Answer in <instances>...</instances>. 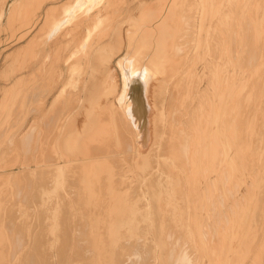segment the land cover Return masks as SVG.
Here are the masks:
<instances>
[{
	"label": "rangeland",
	"instance_id": "1",
	"mask_svg": "<svg viewBox=\"0 0 264 264\" xmlns=\"http://www.w3.org/2000/svg\"><path fill=\"white\" fill-rule=\"evenodd\" d=\"M22 1L0 2V264H35L39 251L50 259L38 263L62 264L58 257L65 247L71 261L63 264H89L87 258H75L91 253L92 243L96 257L105 255L94 263L109 264L112 214L131 210L134 219L121 228L128 254L134 253L126 255V264H220L227 245L233 246L230 264H251L256 255L264 256V0H231L234 10L230 0H33L30 10L22 9ZM45 3H52L48 11ZM16 13L27 16L17 27ZM3 35L10 43L3 45ZM28 35L31 52L15 54L14 38ZM42 66L53 73L16 74ZM128 74L145 107L139 121L124 115L120 101ZM224 88L231 90V99L224 104L222 127L231 139L236 174L221 161L220 137L212 130V99ZM92 116L96 122L90 131ZM113 206L129 207L112 213ZM245 206V232L234 239ZM157 216L165 230L163 247L153 234L151 220ZM66 219L71 228L65 227ZM197 232L212 249L202 262ZM145 255L150 260L142 262Z\"/></svg>",
	"mask_w": 264,
	"mask_h": 264
},
{
	"label": "bare ground",
	"instance_id": "2",
	"mask_svg": "<svg viewBox=\"0 0 264 264\" xmlns=\"http://www.w3.org/2000/svg\"><path fill=\"white\" fill-rule=\"evenodd\" d=\"M10 0H7V2H9ZM90 2L92 1V0H89ZM215 1V0H214ZM237 1V0H236ZM84 2V1H83ZM83 2H81V4L83 3ZM229 2V1H228ZM231 0H230V4H231ZM252 2V1H251ZM211 3V2H210ZM221 3V2H220ZM225 3H227V0H226V2ZM217 4L218 3H216V8L217 9H219L220 7H218L217 6ZM222 4V3H221ZM212 5V4H211ZM210 5V6H211ZM219 5V4H218ZM232 5V4H231ZM220 6V5H219ZM222 7H223V5H221ZM227 6H229L228 4H227ZM233 6H235V5H232V7H231V9H233L234 7ZM247 6H251V5H247ZM226 7V6H225ZM210 8V7H209ZM211 9V8H210ZM222 10H223V8H221ZM220 9V10H221ZM227 9V8H226ZM219 10V11H220ZM222 10L220 11V12H218L219 13V15H220V13H222ZM225 10V9H224ZM234 10V9H233ZM254 10V9H253ZM227 11V10H226ZM224 12V13H227V12ZM262 11H264V10H262ZM262 11H260V13L262 12ZM210 12V11H209ZM216 12V11H215ZM232 12V11H231ZM223 13V14H224ZM242 13V12H241ZM215 14H217V13H215ZM229 14V13H228ZM233 14V13H232ZM262 14H264V12H262ZM261 14V15H262ZM218 14H217V18H218V16H219ZM225 15H227V14H225ZM234 15V14H233ZM213 16V15H212ZM221 16V15H220ZM219 16V17H220ZM228 16V15H227ZM241 16H242V14H241ZM243 16H245V14L243 15ZM253 17V16H252ZM215 18V17H214ZM222 18V17H221ZM228 18V21H231L230 19H229V16L228 17H226L225 19H227ZM255 18V17H254ZM224 18H222V20H223ZM224 19V20H225ZM244 19V18H243ZM236 20H238V19H236ZM242 20V19H241ZM240 20V21H241ZM262 20H264V17H262ZM246 22V21H245ZM228 23V22H227ZM238 23V22H237ZM248 23V22H247ZM250 23V22H249ZM255 22L253 21V24H254ZM256 23L258 24V22L256 21ZM229 24V23H228ZM231 24H232V22H231ZM240 25L242 26L243 25V23L241 24L240 23ZM247 24H245L244 26H246ZM259 25V24H258ZM257 25V26H258ZM228 26V25H227ZM237 26V25H236ZM236 26H235V28H236ZM243 26V27H244ZM262 26V25H261ZM230 27H232V26H230ZM229 27V28H230ZM262 27H264V26H262ZM212 28V27H211ZM215 28V27H214ZM213 28V29H214ZM225 28H227V27H225ZM242 28V27H241ZM249 27H247V29H246V27L244 28L246 31L247 30H249L250 31V29H248ZM207 29V28H206ZM208 29H209V27H208ZM237 29V28H236ZM243 28H242V30H244ZM227 30V33H228V29H226ZM225 30V31H226ZM244 30V31H245ZM219 31V30H218ZM218 31H217V33H218ZM236 30H234V32H235ZM246 31H245V33H246ZM254 31V30H253ZM212 32H213V30H212ZM216 32V31H215ZM243 32V31H242ZM252 31H250V33H251ZM259 32V31H258ZM262 32H264V30H262ZM203 33V32H202ZM214 33V32H213ZM220 33V32H219ZM218 33V34H219ZM226 32L224 33L225 35L227 34ZM233 33V32H232ZM244 33V34H245ZM248 33V32H247ZM249 33V34H250ZM243 34V35H244ZM248 34V35H249ZM262 34V33H261ZM215 35V34H214ZM224 35V36H225ZM228 35V34H227ZM233 35V34H232ZM238 35H240V33L238 34ZM237 35V36H238ZM247 35V34H246ZM217 36H219V37H222V36H220V35H217ZM216 37V36H215ZM233 37V36H232ZM231 37V38H232ZM234 37H235V34H234ZM233 37V38H234ZM242 37H244V36H242ZM249 38L251 37V36H248ZM256 37H258L257 36V34H256ZM226 38H227V36H226ZM246 38V40H249V39H247V36L245 37ZM235 39V38H234ZM237 39V38H236ZM251 39V38H250ZM261 39V38H260ZM262 39H264V38H262ZM227 40V39H226ZM232 40L233 39H231V42H232ZM241 40V39H240ZM246 40H243L244 42L246 41ZM242 41V40H241ZM242 41V44H244V42ZM258 41H259V37H258ZM216 42V41H215ZM234 42V41H233ZM233 42H232V44H233ZM252 41H250L249 40V42H248V45L251 43ZM260 43H261V41H259ZM218 42H216V44H217ZM223 43V42H222ZM235 44H237V41L236 42H234ZM241 43V42H240ZM247 42H245V44H246ZM260 43H258V44H260ZM235 44H233V45H231V47L232 46H234ZM248 45H246L247 46V48H249V49H251V47H248ZM251 45V44H250ZM252 46V45H251ZM201 47V46H200ZM218 47V46H217ZM235 47V46H234ZM237 47V46H236ZM241 47V46H240ZM239 47V49H241ZM213 48V47H212ZM219 48V47H218ZM217 48V49H218ZM225 48H226V50L228 49L227 48V45L225 46ZM247 48H246V50H247ZM211 50V49H210ZM219 50V49H218ZM229 50H232V49H229ZM214 51V50H213ZM217 51V50H216ZM221 51V50H220ZM220 51H219V53H220ZM225 51V50H224ZM223 51V52H224ZM253 51H254V49H253ZM232 52V51H231ZM244 52V51H243ZM242 53V52H241ZM214 54H215V52H214ZM238 55V54H237ZM217 56V55H216ZM233 56V55H232ZM237 57V56H236ZM242 57H243V55H242ZM213 58V57H212ZM215 58V57H214ZM233 58V57H232ZM223 59V58H222ZM221 59V60H222ZM241 59V58H240ZM229 60V59H228ZM218 61V60H217ZM223 62V61H222ZM235 62H236V59H235ZM148 64V63H147ZM213 64V63H212ZM235 64V63H234ZM222 65V64H221ZM243 65H244V63H243ZM252 65V64H251ZM213 68H214V65H213ZM215 69V68H214ZM247 69V68H246ZM216 70V69H215ZM235 72H238V71H235ZM250 72V71H249ZM210 73V72H209ZM247 74V73H246ZM217 75V74H216ZM224 77L226 76V75H223ZM238 76V75H237ZM246 76V75H245ZM244 76V77H245ZM127 80H125L124 79V82L126 83V84H128V87L126 88V89H124V91L122 92V93H124V94H121V96H120V101H121V104L123 105V107H125V112H123L124 113V115H126V117L127 118H129L130 120H132V119H135V118H137V121H139V120H141V119H143V117L141 116L143 113H144V111H143V109L145 108H142V102H140L139 101V95H137L136 93H135V91H136V87H134V80L130 77V75L128 74L127 75ZM232 77V76H231ZM234 77H235V75H234ZM256 77V76H255ZM233 78V77H232ZM230 79V78H229ZM237 79V78H236ZM224 80V79H223ZM241 80V79H240ZM234 81H235V79H234ZM237 81H239V80H237ZM209 82V81H208ZM230 83H231V80L229 81ZM228 82V83H229ZM224 84H225V82H223ZM242 83V82H241ZM210 84V83H209ZM243 84V83H242ZM193 85H195V84H193ZM223 85V84H222ZM229 85H231V84H229ZM235 85V84H234ZM241 86V85H240ZM225 87V86H224ZM239 87V86H238ZM257 87V86H256ZM196 88V87H195ZM216 88V87H215ZM229 88H231V87H229ZM233 88V87H232ZM240 88V87H239ZM238 88V89H239ZM228 89V88H227ZM227 89H223L222 91H221V93H219V94H217V97L218 98H216L217 100H215V99H212V97H211V99H212V110H211V122H212V130H214V132H215V134H217L219 137H220V146H221V161L223 162V161H225L226 162V166L228 165V167H229V172L230 173H234V174H236L235 172L237 171V167H236V162H235V157H234V155H232L231 154V147H232V145H231V143H230V140L228 139L229 137H227V132L225 133V131H224V127H222V118H223V116H225V108H224V104L226 103V102H228L231 98V90L229 91V90H227ZM246 89V88H245ZM196 90V89H195ZM195 90H193V91H195ZM208 90V89H207ZM249 90V89H248ZM185 91V90H184ZM209 92V91H208ZM243 92H245V91H243ZM250 92V91H249ZM217 93V92H216ZM249 94V93H248ZM216 94H214V96H215ZM193 96V95H192ZM202 96V95H201ZM205 96V95H204ZM212 96V95H211ZM246 96H247V94H246ZM245 97V96H244ZM199 98H200V96H199ZM244 99V98H243ZM248 100V99H247ZM245 101V100H244ZM217 102H219V104H221V105H217V104H215V103H217ZM250 102V101H249ZM200 103H201V100H200ZM209 103V102H208ZM248 103V102H247ZM240 105V104H239ZM210 106V105H209ZM221 106H223V107H221ZM227 107L229 108V106L227 105ZM248 107V106H247ZM246 107V108H247ZM249 108H251V107H249ZM258 109H260V108H258ZM261 109H264V107H261ZM146 111H147V109H145ZM199 110V109H198ZM228 110V109H227ZM250 110V109H249ZM195 111V110H194ZM200 111V110H199ZM93 112V111H92ZM91 112V113H92ZM162 113V112H161ZM200 113V112H199ZM246 113V112H245ZM93 114H96V113H94L93 112ZM193 115V114H192ZM259 115V114H258ZM93 117V116H92ZM244 117V116H243ZM209 118H210V116H209ZM242 118V117H241ZM249 118V117H248ZM254 118V117H253ZM242 119H244V118H242ZM190 120V119H189ZM249 120V119H248ZM208 121H209V119H208ZM254 121V120H253ZM95 122H96V119H94V117H93V119H92V121H91V123L93 124V126H90V128H88L90 131L93 129V127H94V124H95ZM189 123V122H188ZM209 123V122H208ZM197 125V124H196ZM242 125H243V123H242ZM257 125V124H256ZM256 125H255V128H256ZM187 128V127H186ZM185 128V129H186ZM243 128V127H242ZM254 127H253V129H255ZM184 129V130H185ZM189 130V129H188ZM186 131V130H185ZM227 131V130H226ZM250 131H251V129H250ZM254 131V130H253ZM210 133V132H209ZM249 133V132H248ZM251 133V132H250ZM252 134V133H251ZM250 134V135H251ZM256 134V133H255ZM216 135V136H217ZM230 135V134H229ZM257 135V134H256ZM214 137V136H213ZM250 137V136H249ZM251 137H254L253 135H251ZM261 137V136H260ZM209 138V137H208ZM207 138V139H208ZM216 139V138H215ZM241 139V138H240ZM260 139V138H259ZM204 141H206V139L204 140ZM216 141V140H215ZM217 142V141H216ZM241 142V141H240ZM202 143V142H201ZM204 143V142H203ZM208 143V142H207ZM258 144V143H257ZM176 145H177V143H176ZM203 145V144H202ZM206 145V144H205ZM190 146H192V145H190ZM199 146V145H198ZM234 147H235V144L233 145ZM259 145H257V147H258ZM252 147V146H251ZM186 149V148H185ZM235 149V148H234ZM258 149V148H257ZM77 150V149H76ZM190 150V149H189ZM197 150H198V148H197ZM196 150V151H197ZM185 152V151H184ZM235 152V151H234ZM191 153V152H190ZM241 153V152H240ZM236 155H237V153H236ZM240 155V154H239ZM259 155V154H258ZM169 158V157H168ZM237 158V157H236ZM239 158V157H238ZM170 160V159H169ZM217 160V159H216ZM165 161H166V159H165ZM240 161V160H239ZM244 161V160H243ZM215 162V161H214ZM157 163V162H156ZM240 163V162H239ZM243 164H245V163H243ZM248 164V163H247ZM156 165V164H155ZM238 165V164H237ZM246 165V164H245ZM137 167L139 166V165H136ZM135 166V167H136ZM143 166L144 165H142V168H143ZM158 166H159V164H158ZM249 166H251V165H249ZM150 167V166H149ZM215 167V166H214ZM106 168V167H105ZM132 168V167H131ZM153 168V167H152ZM151 168V169H152ZM158 168V167H157ZM240 168V167H239ZM138 169H140V166L138 167ZM146 169H150V168H148V167H146ZM174 169H177V168H174ZM174 169H171L170 168V170H174ZM206 169V168H205ZM241 169V168H240ZM251 169V168H250ZM134 170V169H133ZM214 171H215V169H213ZM249 170V169H248ZM253 170V169H252ZM258 170V169H257ZM261 170V169H260ZM259 170V171H260ZM125 171V170H124ZM152 171V170H151ZM167 171H168V169H167ZM262 171H264V170H262ZM117 172V171H116ZM128 172V171H127ZM148 172V171H147ZM177 172V171H176ZM200 172V171H199ZM246 172V171H245ZM248 172V171H247ZM250 172V171H249ZM248 172V173H249ZM103 173V172H102ZM110 173V172H109ZM136 173V172H135ZM239 173H240V171H239ZM251 173V172H250ZM256 173V172H255ZM112 174V173H111ZM148 174V173H147ZM167 174V173H166ZM168 174H169V172H168ZM167 174V175H168ZM178 174H180L179 172H178ZM206 174V173H205ZM213 174V173H212ZM220 174V173H219ZM262 174V173H261ZM133 175V174H132ZM152 175V174H151ZM157 175H158V173H157ZM156 175V176H157ZM162 174L160 173V176H161ZM210 175V174H209ZM242 175V174H241ZM250 175V174H249ZM252 175V174H251ZM250 175V176H251ZM112 176V175H111ZM110 176V177H111ZM120 176V175H119ZM155 176V175H154ZM153 176V177H154ZM154 177V178H157L158 179V177ZM165 176V175H164ZM181 176V175H180ZM238 176H239V174H238ZM245 176H247V175H245ZM254 176V175H253ZM252 176V177H253ZM94 177V176H93ZM107 177V176H106ZM143 177V176H142ZM144 177H146V174H144ZM152 177V178H153ZM244 177V176H243ZM262 177H264V176H262ZM119 178V177H118ZM153 178V179H154ZM180 178V177H179ZM182 178V177H181ZM256 178H257V176H256ZM101 179V178H100ZM105 179V178H104ZM107 179V178H106ZM119 179H121V178H119ZM173 179H174V177H173ZM142 180V179H141ZM151 180V179H150ZM181 180V179H180ZM101 181H103V180H100V183H101ZM108 181H109V179H108ZM126 181V180H125ZM154 181V180H153ZM174 181H176V180H174ZM245 181L246 180H244V183H245ZM249 181H250V178H249ZM150 182V181H149ZM155 182H156V179H155ZM178 182V181H177ZM203 182V181H202ZM260 182H262V180L260 181ZM260 182H258V183H260ZM98 183H99V181H98ZM103 183V182H102ZM101 183V184H102ZM133 183V182H132ZM154 183V182H153ZM157 183H158V181H157ZM179 183V182H178ZM177 183V184H178ZM257 183V182H256ZM101 184H99V186L101 185ZM143 184V183H142ZM180 184V183H179ZM183 184V183H182ZM181 184V185H182ZM243 184V183H242ZM247 184V183H246ZM249 184V183H248ZM252 184V183H251ZM139 185V184H138ZM152 185H154V184H151V186ZM258 185V184H257ZM141 186H145L146 187V183H145V185H141ZM156 186H158V185H156ZM249 186V185H248ZM256 186V185H255ZM138 187V186H137ZM154 187H155V185H154ZM159 187V186H158ZM158 187H156V188H158ZM218 187H219V185H218ZM258 187H259V185H258ZM258 187H257V189H258ZM260 187H264V186H260ZM130 188V187H129ZM160 188V187H159ZM162 188H164V187H162ZM181 188V187H180ZM256 188V187H255ZM254 188V189H255ZM170 189V188H169ZM178 189V188H177ZM183 189V188H182ZM239 189V188H238ZM252 189H253V186H252V188H251V191H252ZM260 189V188H259ZM258 189V190H259ZM132 190V189H131ZM153 190V189H152ZM158 190V189H157ZM161 190V189H160ZM159 190V191H160ZM202 190H204V189H202ZM139 191V190H138ZM154 191V190H153ZM171 191V190H170ZM181 191H183V190H181ZM218 191V190H217ZM134 192V191H133ZM137 192V191H136ZM140 192V191H139ZM142 192V191H141ZM157 192V191H156ZM161 192V191H160ZM165 192V191H164ZM163 192V193H164ZM172 192V191H171ZM248 192V191H247ZM115 193V192H114ZM138 193V192H137ZM159 193V192H158ZM169 193V192H168ZM168 193H166V194H168ZM237 193H238V190H237ZM244 193H246V192H244ZM251 193V192H250ZM252 193H253V191H252ZM133 194H135V193H133ZM148 194V193H147ZM152 194V193H151ZM150 194V195H151ZM172 194H174V193H172ZM240 194V193H239ZM248 194V193H247ZM259 194H260V192H259ZM154 195V194H153ZM156 195V194H155ZM158 195H160V194H158ZM165 195V194H164ZM163 195V196H164ZM175 195V194H174ZM241 195V194H240ZM256 195V194H255ZM114 196V195H113ZM121 196V195H120ZM133 196H135V195H133ZM137 196V195H136ZM146 196V195H145ZM162 196V195H161ZM225 196V195H224ZM244 196V195H243ZM254 196V195H253ZM260 196V195H259ZM122 197V196H121ZM131 197V196H130ZM158 197V196H157ZM240 197V196H239ZM238 197V198H239ZM251 197V196H250ZM134 198V197H133ZM138 198V197H137ZM136 198V199H137ZM149 198V197H148ZM151 198V197H150ZM163 198V197H162ZM168 198H170V197H168ZM187 198V197H186ZM230 198V197H229ZM262 198H264V197H262ZM142 199V198H141ZM155 199V198H154ZM154 199H152V201H155ZM158 199H160V198H158ZM166 199H167V197H166ZM175 199H178V198H175ZM236 199H237V197H236ZM241 199V198H240ZM258 199H260V197L258 198ZM258 199H256V200H258ZM105 200V199H104ZM124 200V199H123ZM130 200V199H129ZM137 200H139V199H137ZM136 200V201H137ZM162 200H164V198L162 199ZM162 200L160 201L161 203H162ZM169 200V199H168ZM121 201V200H120ZM132 201V200H131ZM145 201V200H144ZM149 201V200H148ZM166 201V200H165ZM171 201V200H170ZM175 201V200H174ZM185 201V200H184ZM183 201V202H184ZM212 201V200H211ZM215 201V200H214ZM227 201V200H226ZM237 201H238V199H237ZM261 201H264V200H262L261 199ZM118 202V199L117 200H115V203H117ZM126 202V201H125ZM151 202V201H150ZM251 202V201H250ZM257 202V201H256ZM114 203V204H115ZM119 203V202H118ZM117 203V204H118ZM144 203V202H143ZM146 203V202H145ZM153 203V202H152ZM170 203V202H169ZM239 203V202H238ZM262 203V202H261ZM261 203H260V205H261ZM135 204H136V202H135ZM147 204V203H146ZM149 204V203H148ZM155 203H153V205H154ZM159 204V203H158ZM162 204H164V203H162ZM176 204V203H175ZM178 204V203H177ZM241 204H242V201H241ZM258 204V203H257ZM104 205V204H103ZM129 205V204H128ZM134 205V204H133ZM138 205V204H137ZM137 205H135L136 207H137ZM151 205V204H150ZM157 205V204H156ZM161 205V204H160ZM165 205V204H164ZM164 205H163V207H164ZM167 205V204H166ZM174 205V204H173ZM202 205V204H201ZM227 205V204H226ZM245 205H246V203H245ZM259 205V204H258ZM259 205V206H260ZM262 205H264V203H262ZM115 206V205H114ZM113 206V208H112V213H113V211L115 210V209H117V211L118 210H121V211H124V210H128V207L126 208V207H114ZM132 206V205H131ZM152 206V205H151ZM157 206H159V205H157ZM162 206V205H161ZM168 206V205H167ZM170 206V205H169ZM168 206V207H169ZM242 206V205H241ZM139 207H140V205H139ZM141 207H143V206H141ZM150 207V206H149ZM163 207H162V209H163ZM208 207H209V205H208ZM244 207V206H243ZM132 208V207H131ZM130 208V209H131ZM133 208H135V207H133ZM144 208V207H143ZM142 208V209H143ZM175 208H176V206H175ZM185 208V207H184ZM188 208V207H187ZM237 208V205H236V207H235V209ZM245 208H246V206H245ZM244 208V209H245ZM260 208H262L261 206H260ZM111 209V208H110ZM155 209H157L156 208V206H155ZM161 209V210H162ZM238 209V208H237ZM135 210H136V208H135ZM146 210V209H145ZM173 210V209H172ZM186 210V209H185ZM243 210V209H242ZM253 210V209H252ZM262 210H264V208H262ZM120 211V212H121ZM130 211V210H129ZM133 210H131V212H132ZM137 211H138V208H137ZM136 211V212H137ZM164 211H167V210H164ZM215 211V210H214ZM245 211V210H244ZM260 211H261V209H260ZM114 212H116V211H114ZM128 212V211H127ZM131 212H129L128 214H112V249H108L107 248V250L109 251V250H112V260H111V262H112V264H119V262H120V264L123 262L124 264H126L125 262V258L128 256V258H131V257H129V255L130 254H128L129 252H127V248L129 247V246H127V245H125V243L127 242V243H129L128 241H126L125 242V240H122L123 238H125L126 236H124L123 234H124V232H123V229H122V232L123 233H121V228L125 225V224H127V221H128V219L130 220V218H132V219H134L133 217H130L131 216ZM135 212V211H134ZM136 212H135V214H136ZM153 212H155L154 210H153ZM231 212V211H230ZM247 212H249V208H246V214L244 213L242 216H240V218H239V222L236 224L237 225V227H238V229L236 230V233L234 232V239H236V237L238 238L239 237V235H241L242 233H244L245 232V228H246V220H247V215H248V213ZM257 212H259V211H257ZM123 213H126V211L125 212H123ZM152 213V212H151ZM156 213V212H155ZM154 213V214H155ZM161 213V212H160ZM159 213V214H160ZM169 213V212H168ZM171 213V212H170ZM178 213V212H177ZM214 213V212H213ZM217 213V212H216ZM232 213V212H231ZM250 213H251V211H250ZM139 214V213H138ZM143 214V213H142ZM146 214V213H145ZM158 214V213H157ZM167 214V213H166ZM198 214V213H197ZM224 214V213H223ZM80 215V214H79ZM132 215H134L133 213H132ZM168 215H170V214H168ZM172 215V214H171ZM173 215H174V213H173ZM179 215V214H178ZM186 215V214H185ZM188 215V214H187ZM187 215H186V217H187ZM233 215V214H232ZM257 215V214H256ZM143 216V215H142ZM154 217H155V215H153ZM144 217H145V215H144ZM158 217V219L157 218H155L154 220H156V222H154L153 221V219L151 220L150 218V220L152 221L151 223H152V225H153V228H154V231H153V234L155 235V238L154 239H156V242L160 245H164V244H167V243H165L166 241H165V238H164V241H163V238L161 237L162 236V234L163 233H165V232H162V230H164V229H160V227L162 226V224L161 223H157V221L160 219L159 217L160 216H157ZM170 217V216H169ZM169 217H167L168 218V221H169ZM175 217V216H174ZM201 217V216H200ZM208 217V216H207ZM257 217V216H256ZM256 217H254L255 219H256ZM259 217V216H258ZM257 217V219H260V218H258ZM66 218V217H65ZM64 218V219H65ZM70 218V217H69ZM138 218V217H137ZM146 218H147V216H146ZM166 218V219H167ZM185 218V217H184ZM188 218V217H187ZM232 218V217H231ZM253 218V219H254ZM131 219V220H132ZM144 219V218H143ZM171 219V218H170ZM173 219V218H172ZM175 219H177V218H175ZM197 219V218H196ZM228 219V218H227ZM233 219V218H232ZM236 219V218H235ZM68 219H66V220H64V222L65 221H67ZM138 220H140V218L138 219ZM160 220H162V218L160 219ZM159 220V221H160ZM164 220V219H163ZM200 220V219H199ZM141 221V220H140ZM143 221V220H142ZM141 221V222H142ZM166 221V220H165ZM171 221V220H170ZM173 221V220H172ZM176 221V220H175ZM188 221V220H187ZM196 221H198V220H196ZM255 221V220H254ZM258 221V220H257ZM81 222V221H80ZM84 221H82V223H83ZM130 222V221H129ZM128 222V223H129ZM136 222V221H135ZM161 222V221H160ZM185 222H186V220H185ZM229 222V221H228ZM232 222V221H231ZM66 223V224H65ZM64 224H65V227L67 228V227H70L71 228V226H69V224L71 223L70 221L69 222H65ZM151 223H149L150 225H151ZM167 223V222H166ZM192 223V222H191ZM254 223V225H255V222H253ZM252 223V224H253ZM74 224V223H73ZM131 224H134V223H132L131 222ZM135 224H137V223H135ZM164 224V223H163ZM169 224V223H168ZM171 224V223H170ZM174 224V223H173ZM178 224V223H177ZM185 224V223H184ZM196 224H197V222H196ZM200 224V223H199ZM83 225V224H82ZM85 225V224H84ZM141 225V224H140ZM139 225V226H140ZM143 225V224H142ZM181 225V224H180ZM253 225V226H254ZM128 226V225H127ZM130 226V225H129ZM134 227H135V225H133ZM166 226V225H165ZM170 226V225H169ZM168 226V227H169ZM173 226V225H172ZM177 226V225H176ZM176 226H174V227H176ZM187 226V225H186ZM199 226V225H198ZM209 226V225H208ZM257 226V225H256ZM256 226H255V228H256ZM133 227V228H134ZM136 227H137V225H136ZM141 227V226H140ZM145 227V226H144ZM148 227V226H147ZM171 227V226H170ZM180 227H182V226H180ZM183 227H184V225H183ZM209 227H211V226H209ZM124 228V227H123ZM131 229H133L132 228V226L130 227ZM164 228H166V227H164ZM185 228H188V227H185ZM198 228V227H197ZM254 228V227H253ZM69 229V228H68ZM83 229V228H82ZM126 229H127V227H126ZM125 229V230H126ZM142 229H144V228H142ZM149 229V228H148ZM152 229V228H151ZM150 229V230H151ZM169 229V228H168ZM177 229V228H176ZM183 229V228H182ZM236 229V228H235ZM140 230H141V228H140ZM140 230H138V231H140ZM170 230L172 231V228H170ZM187 230H189V229H187ZM231 230V229H230ZM254 230V229H253ZM256 230L258 231V229L256 228ZM77 231L78 232H80L78 229H77ZM92 231H93V229H92ZM128 231H129V229H128ZM131 231V230H130ZM165 231V230H164ZM166 231H167V229H166ZM177 231H179V230H177ZM182 231V230H181ZM199 231V230H198ZM255 231V230H254ZM95 232V231H94ZM137 231H135V233H136ZM173 232V231H172ZM256 232V231H255ZM82 233H83V231H82ZM109 233V232H108ZM128 233V232H127ZM133 233V232H132ZM132 233H131V235H132ZM142 233H143V231H142ZM167 233V232H166ZM174 233V232H173ZM172 233V234H173ZM189 233V232H188ZM139 235H140V232L138 233ZM170 234V233H169ZM169 234H168V236H169ZM203 234V233H202ZM261 234V233H260ZM137 235V234H136ZM145 234H143L142 236H144ZM153 235V236H154ZM178 235H180V234H178ZM187 235V234H186ZM189 235H190V233H189ZM188 235V236H189ZM195 237H196V239H197V241L199 242L198 243V245H199V247H200V260L202 259V258H204L205 256H207L208 254L210 255H212V251H210V250H212L211 249V247L209 246V245H207V243L205 242V240H204V238L202 237L203 235H201L199 232H197V233H195ZM134 236V235H133ZM133 236H131V238L133 237ZM171 236V235H170ZM185 236V235H184ZM187 236V237H188ZM230 236V235H229ZM255 236H257V235H255ZM260 236V235H259ZM165 237V236H164ZM175 237V239H176V235L175 236H173V238ZM253 237V235L251 236V238ZM134 238V237H133ZM132 238V239H133ZM138 238H141V237H138ZM138 238H136L137 240H138ZM144 239L146 238V237H143ZM162 238V239H161ZM189 238V237H188ZM233 238V237H232ZM255 238V237H254ZM122 240V242L120 243L119 242V240ZM143 239V240H144ZM177 239H180L179 237L177 238ZM193 239V238H192ZM229 239H231V238H229ZM250 239V238H249ZM120 240V241H121ZM136 240V241H137ZM147 240H149V239H147ZM233 240V239H232ZM247 240H248V238H247ZM251 240V239H250ZM255 240V239H254ZM138 241H140V240H138ZM137 241V242H138ZM185 241H187V240H185ZM235 241V240H234ZM257 241V240H256ZM83 242V241H82ZM92 242H94V241H92ZM123 242H125V243H123ZM130 242H132L133 243V241L131 240ZM136 242V243H137ZM149 242V241H148ZM156 242H154L155 244H156ZM164 242V243H163ZM176 241H174V243H175ZM189 243H190V241H188ZM187 242V243H188ZM249 242V241H248ZM85 242H83V244H84ZM116 243H119L120 244V246H119V248L117 249H115L114 250V248H113V246H115V244ZM126 243V244H127ZM140 243L142 244V242L140 241ZM140 243L138 242V244L140 245ZM144 243V242H143ZM179 243H180V241H179ZM193 243V242H192ZM253 243H255V241H253ZM95 243H92V246H91V253H89V254H78V255H76L77 257L75 258L76 260H78V259H80L81 261H82V259L84 260L85 258H87V259H89V264H95L94 262L96 261V260H100V259H102L103 257H105V255L102 257V256H98V257H96L95 256V250H96V246L94 245ZM134 244V243H133ZM137 244V245H138ZM194 244V243H193ZM192 244V245H193ZM248 244V243H247ZM81 245V247L83 248V246L85 245H82V244H80ZM117 245V244H116ZM130 245H131V243H130ZM136 245V244H135ZM151 245V243L150 244H148V246H150ZM163 245H162V247H163ZM236 245V244H235ZM255 245V244H254ZM140 246H142V245H140ZM143 246H144V244H143ZM165 246V245H164ZM185 246V245H184ZM109 247V246H108ZM131 250H133L134 248H135V246H132L131 245ZM139 249L141 248V247H139V246H137ZM147 247V246H146ZM151 247V246H150ZM157 247V246H156ZM160 247V246H159ZM161 247V248H162ZM194 247V246H193ZM233 247V246H232ZM232 247H230L229 245H227V247H224L225 249L224 250H222V252H223V254H222V262L220 263V264H230V262H229V258H230V251H231V249H233ZM79 246H77V248L75 249V250H77L78 249V252H79ZM110 248V247H109ZM170 248V247H169ZM172 248H174V247H172ZM235 248V247H234ZM39 249H42V248H39ZM44 249V248H43ZM89 249H90V247H89ZM125 249V250H124ZM138 249V250H139ZM143 249H144V247H143ZM152 249H154L153 248V246H152ZM136 250H137V248H136ZM141 250H142V248H141ZM188 250V249H187ZM44 251V250H43ZM61 252H62V254L60 253V255H59V257H58V259H61L60 261L62 262V264H63V262H65L64 260H66L68 257L67 256H69V255H66L67 254V252L69 251V249L67 248V247H65V248H62V250H60ZM88 251V250H87ZM129 251H130V248H129ZM195 251V250H194ZM38 252V250L36 249V253ZM48 252V251H47ZM111 252V251H110ZM127 252V253H126ZM137 252V251H136ZM140 252V251H139ZM150 251H147V253H149ZM153 252V251H152ZM156 252V251H155ZM165 252V251H164ZM168 252V251H167ZM192 252V251H191ZM221 252V253H222ZM36 253H35V255H36ZM38 253H40L39 255H36V256H34V257H36V259L38 260V262L41 260H46L47 258H46V254L44 255V254H42V252H38ZM46 253V252H45ZM72 253V252H71ZM105 253V252H104ZM144 253H145V251H144ZM146 253V254H147ZM185 253V252H184ZM134 253L132 252V254L131 255H133ZM143 254V253H142ZM150 254H151V252H150ZM154 254V253H153ZM152 254V255H153ZM168 254V253H167ZM171 254V253H170ZM169 254V255H170ZM251 254V253H250ZM44 255V256H43ZM72 255V254H71ZM74 255V254H73ZM127 255V256H126ZM130 255V256H131ZM136 255V254H135ZM192 255V254H191ZM48 256H50L49 254H48ZM142 256V255H141ZM184 256V255H183ZM193 256V255H192ZM192 256H191V258H192ZM33 257V255H31V257L29 256V259H35ZM51 257V256H50ZM90 257V258H89ZM107 257V256H106ZM133 257V256H132ZM145 257L146 258H144V256H143V261L142 262H144L146 259H149L150 257H151V255H150V257L148 256V255H145ZM148 257V258H147ZM187 257V256H186ZM69 258H71V256L69 257ZM72 258H74V257H72ZM127 258V259H128ZM138 258V257H137ZM139 258H140V255H139ZM138 258V259H139ZM153 258V257H152ZM169 258L171 259V256H169ZM31 259V260H32ZM35 259V260H36ZM48 259H50V258H48ZM52 259V258H51ZM105 259V258H104ZM111 259V258H110ZM141 259H142V257H141ZM154 259V258H153ZM152 259V260H153ZM175 259H178V258H175ZM185 259V258H184ZM207 259V258H206ZM244 259V258H243ZM32 260V261H33ZM37 260H36V262H37ZM63 260V261H62ZM132 260H136L135 258H133ZM150 260V259H149ZM191 260V259H190ZM254 260V259H253ZM48 261V260H47ZM47 261H45V262H47ZM67 261V260H66ZM71 261V259H68V261L67 262H70ZM75 261V260H74ZM134 261H133V263H134ZM192 261V260H191ZM37 262V263H38ZM49 262V261H48ZM79 262V261H78ZM111 262L109 263V264H111ZM138 262V261H137ZM141 262V261H140ZM139 262V263H140ZM174 263H175V260L173 261ZM201 262H202V260H201ZM17 263V262H16ZM15 263V264H16ZM35 263V262H34ZM37 263H35V264H37ZM66 263V262H65ZM64 263V264H65ZM75 263V262H74ZM73 263V264H74ZM138 263V264H139ZM146 263H149V262H147L146 261ZM145 262H144V264H146ZM153 263V262H152ZM155 263V262H154ZM8 264V263H7ZM38 264H46V263H44V262H42V263H38ZM129 264H131V263H129ZM183 264V263H182ZM198 264H200V262H198ZM251 264H264V256H262V254L260 253V254H258V255H256V259L251 263Z\"/></svg>",
	"mask_w": 264,
	"mask_h": 264
},
{
	"label": "crops",
	"instance_id": "3",
	"mask_svg": "<svg viewBox=\"0 0 264 264\" xmlns=\"http://www.w3.org/2000/svg\"><path fill=\"white\" fill-rule=\"evenodd\" d=\"M4 0H0V2H3ZM15 1V3L18 1L20 4H21V1L22 0H13ZM24 3H23V7L22 9L24 10V8H27L28 10H30L31 8V5H32V2L33 0H23ZM22 1V2H23ZM19 4V5H20ZM45 11H48V7H51L52 6V3H45ZM18 10H16L17 12ZM22 16H18L17 13H16V16L13 18L14 19V26L17 27V26H21V19ZM22 18H27L26 17H22ZM43 18H44V14H43ZM18 21V22H17ZM25 25V24H24ZM2 39H3V45L6 44V43H10L8 40H6V36L3 35L2 36ZM7 41V42H6ZM6 42V43H5ZM13 47H12V51L16 54L17 52L18 53H21V52H24L26 50H29L31 52L32 50V47H31V37L30 35H28L26 38L22 39V40H19V41H16L15 38L13 40ZM53 50V48H52ZM36 69H40L41 72H37L35 71ZM35 71V72H34ZM50 73H53L49 67H45V66H42V67H30L28 68V70H24V71H17L16 74L18 75H30V74H50ZM63 74V73H62Z\"/></svg>",
	"mask_w": 264,
	"mask_h": 264
}]
</instances>
